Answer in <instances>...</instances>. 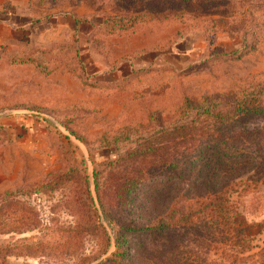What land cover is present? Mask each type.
<instances>
[{"label":"rangeland","instance_id":"374dc122","mask_svg":"<svg viewBox=\"0 0 264 264\" xmlns=\"http://www.w3.org/2000/svg\"><path fill=\"white\" fill-rule=\"evenodd\" d=\"M2 14L0 264L106 263L124 226L183 207L163 180L199 140L264 125V0H0ZM235 198L263 246L264 181ZM141 233L115 264L141 263Z\"/></svg>","mask_w":264,"mask_h":264},{"label":"trees","instance_id":"16d2710c","mask_svg":"<svg viewBox=\"0 0 264 264\" xmlns=\"http://www.w3.org/2000/svg\"><path fill=\"white\" fill-rule=\"evenodd\" d=\"M257 111L264 115V109ZM228 132L235 137L199 140L194 152L185 156L183 169L166 174L165 185L180 183L182 191L177 197L183 207L175 208L172 198L155 224L124 226L113 258L104 264H115L119 257L134 259L129 235L140 231L148 240L142 243L139 264L264 263V245L255 249L253 237L246 235L235 219L242 211L235 197L264 181V125H231ZM188 235L207 241L209 252L186 250Z\"/></svg>","mask_w":264,"mask_h":264},{"label":"crops","instance_id":"0c3cea01","mask_svg":"<svg viewBox=\"0 0 264 264\" xmlns=\"http://www.w3.org/2000/svg\"><path fill=\"white\" fill-rule=\"evenodd\" d=\"M18 21L19 20H17L16 22ZM14 25H15L14 21L5 20V14H2L0 16V41L1 42H3L5 38L12 36L11 34H13L12 30H13ZM24 29L26 28H23V31Z\"/></svg>","mask_w":264,"mask_h":264}]
</instances>
